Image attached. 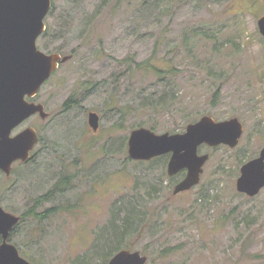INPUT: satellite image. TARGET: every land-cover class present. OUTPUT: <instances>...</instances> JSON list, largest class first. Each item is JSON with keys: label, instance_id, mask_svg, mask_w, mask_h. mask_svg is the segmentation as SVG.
Returning <instances> with one entry per match:
<instances>
[{"label": "rangeland", "instance_id": "obj_1", "mask_svg": "<svg viewBox=\"0 0 264 264\" xmlns=\"http://www.w3.org/2000/svg\"><path fill=\"white\" fill-rule=\"evenodd\" d=\"M262 14L264 0H52L37 46L69 58L34 97L47 116L13 130L31 126L38 141L29 161L0 171V205L21 215L61 176L71 184L36 209H51L46 218L14 229L23 257L96 264L121 243L145 264H264V187L236 189L240 166L264 146ZM203 115L237 117L243 133L235 147L200 145L209 159L194 187L173 194L185 172L168 175L170 154L129 157L133 129L180 133Z\"/></svg>", "mask_w": 264, "mask_h": 264}, {"label": "water", "instance_id": "obj_2", "mask_svg": "<svg viewBox=\"0 0 264 264\" xmlns=\"http://www.w3.org/2000/svg\"><path fill=\"white\" fill-rule=\"evenodd\" d=\"M51 0H0V170L9 175L15 161L26 162L38 141L37 132L26 127L12 135L15 127L34 114L47 116L41 103L30 102L41 85L69 56L46 53L37 47V38L45 30L44 18ZM257 25L264 37V14ZM99 115L90 111L88 125L93 131L99 127ZM243 133L237 117L215 120L201 116L180 133H155L146 127L133 129L127 139V152L133 160H150L170 154L168 175L185 170L184 177L175 185L173 194L186 191L200 181L203 165L209 159L200 154L199 146L227 145L235 147ZM236 179V189L250 197L264 187V146L258 156L244 162ZM18 215L0 205V264H32L19 255L15 245L7 242L9 232L19 222ZM146 255L139 251L120 249L107 264H145Z\"/></svg>", "mask_w": 264, "mask_h": 264}, {"label": "trees", "instance_id": "obj_3", "mask_svg": "<svg viewBox=\"0 0 264 264\" xmlns=\"http://www.w3.org/2000/svg\"><path fill=\"white\" fill-rule=\"evenodd\" d=\"M153 68L154 71L156 73H162V69L160 68H156L155 65L153 64H146V70L147 68ZM77 101L75 99H73V97H70L69 99H67L65 101V103L63 104V108L64 109H68L69 106L72 104V103H76ZM115 128V127H114ZM153 128V127H152ZM114 130V129H113ZM111 134V133H110ZM121 145L124 147L125 146V142L123 140V142L121 143ZM126 158H129V157H126ZM154 159V158H153ZM71 178L69 175H64V176H61L53 185L52 187L49 189V191L43 195V196H39L37 197L36 199H34V203H33V206L31 205V207H29L23 214H21V219L19 221V223L16 225V227L23 223L26 218H30V217H35L37 218L38 220H43L44 218H46L50 212H51V209H47V212H44V213H40L38 214L36 212V209L41 206L40 204H42L43 202H45L47 199L49 198H57V196L59 197H62L65 195V193L67 192L68 190V187L69 185L71 184ZM57 208V207H55ZM62 209L63 210H68L69 207L64 204L62 206ZM15 227V228H16ZM123 237H124V234H123ZM122 247H126L127 249L131 248L130 246H123L121 243H118L116 244L114 247H111L109 249H105L103 250V253H102V257H100V259L98 260V262L96 264H106L107 261L109 260V258L111 257V255H113L117 250L121 249ZM89 257H87V255L85 256H82V257H79L78 259H76V264H86V263H89ZM91 259V258H90ZM90 264V263H89Z\"/></svg>", "mask_w": 264, "mask_h": 264}, {"label": "flooded vegetation", "instance_id": "obj_4", "mask_svg": "<svg viewBox=\"0 0 264 264\" xmlns=\"http://www.w3.org/2000/svg\"><path fill=\"white\" fill-rule=\"evenodd\" d=\"M27 100L30 101V102L39 103V102H36L34 98H27ZM41 104H42V103H41ZM42 105H43V104H42ZM43 106H44V105H43ZM35 115H39V114H35ZM26 120H27V119H26ZM26 120H25V121H26ZM22 123H23V122H22ZM22 123H21V124H22ZM19 125H20V124H19ZM19 125H18V126H19ZM18 126H17V127H18ZM27 127H31V126H27ZM25 128H26V127H25ZM32 128H33V127H32ZM23 129H24V128H23ZM33 129H34V128H33ZM21 130H22V129H21ZM21 130H20V131H21ZM34 130H35V129H34ZM20 131H18V132H20ZM35 131H36V130H35ZM18 132H16V133H18ZM16 133L12 132V135H15ZM16 162H17V161H16ZM14 163H15V162H14ZM12 166H13V164H12ZM7 176H9V175H7ZM18 216H19V218L21 219V215H18ZM15 226H16V225H15ZM15 226H14V227H15ZM14 227H13V229L9 232V235H8V238H7V242H9V243H11V244H13V245H15V244L12 242V235H13V232H14V229H15ZM1 242H2V236L0 235V244H1ZM15 246H16V245H15ZM16 248H17V250H18L19 255L22 256V255L20 254L19 249H18L17 246H16ZM22 257H23V256H22ZM23 258H25V257H23ZM25 259H26V258H25ZM26 260H27V259H26Z\"/></svg>", "mask_w": 264, "mask_h": 264}]
</instances>
